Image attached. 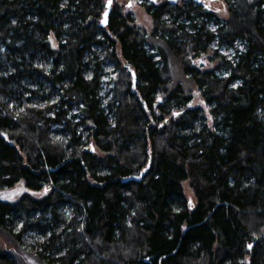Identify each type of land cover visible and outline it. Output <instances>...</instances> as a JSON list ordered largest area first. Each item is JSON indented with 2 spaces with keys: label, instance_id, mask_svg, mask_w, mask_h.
I'll use <instances>...</instances> for the list:
<instances>
[{
  "label": "trees",
  "instance_id": "trees-1",
  "mask_svg": "<svg viewBox=\"0 0 264 264\" xmlns=\"http://www.w3.org/2000/svg\"><path fill=\"white\" fill-rule=\"evenodd\" d=\"M105 1L0 0V264H264V0Z\"/></svg>",
  "mask_w": 264,
  "mask_h": 264
},
{
  "label": "rangeland",
  "instance_id": "rangeland-1",
  "mask_svg": "<svg viewBox=\"0 0 264 264\" xmlns=\"http://www.w3.org/2000/svg\"><path fill=\"white\" fill-rule=\"evenodd\" d=\"M141 1L143 0H112L111 2V7L115 3L119 5L121 13H130L132 16V21L130 22L131 24L135 25L136 27L143 28L147 32H150L152 28V18L151 16L146 12L144 7L141 5ZM156 3H159L164 0H154ZM181 0H174L172 3H181ZM207 8L213 10L215 13L219 14L220 16H226V6L222 0H200ZM131 5V7H129ZM48 40L50 45L53 47L55 45L56 47V41L54 39V36L52 33L48 35ZM225 52V51H224ZM211 54V53H210ZM200 55L198 59H196L197 64L200 67H207V66H212L213 64H210L211 60L209 58V55ZM111 68L109 65H105L104 69L102 70V74L100 76L101 80V90L100 93L105 96V101L108 100L109 98V87L112 86L110 77L113 76V73L111 72ZM168 78H169V83L168 85L171 86L173 84H176L180 82L183 87L186 89L187 92L193 91L192 93H195L196 87L194 84L189 81V78H187L185 75L182 74L180 65L177 63H174L173 61L171 62V65L169 67V72H168ZM132 80V78H131ZM196 95L193 96L192 101L194 103L200 102L197 93ZM55 95H53L50 100H55ZM46 99L37 97L35 99H31V102H36V103H44ZM182 187L184 190L185 196L188 198L189 201L193 200V195L191 192V189L188 185V181H184L182 183ZM28 191L23 182L19 181L17 182L14 186L10 188H3L0 189V198L13 201L16 200L20 195L24 192ZM42 192H35L33 195H41ZM0 243H2L5 247H8L7 243L4 241L2 237H0ZM37 264V263H34Z\"/></svg>",
  "mask_w": 264,
  "mask_h": 264
},
{
  "label": "water",
  "instance_id": "water-1",
  "mask_svg": "<svg viewBox=\"0 0 264 264\" xmlns=\"http://www.w3.org/2000/svg\"><path fill=\"white\" fill-rule=\"evenodd\" d=\"M170 2H173L174 0H168ZM195 2H199L200 0H193ZM112 2V0H111ZM110 7H111V3H109V0H106L105 1V8L103 10V12L101 13V16L99 18V25L101 26H105L108 22V15H109V12H110ZM131 75H132V85L131 87L133 88L134 87V84H135V77H134V73L131 72ZM147 169V165L137 174H130L124 178H122V180H127V179H134V180H140L142 175L144 174V172L146 171ZM249 247V246H248Z\"/></svg>",
  "mask_w": 264,
  "mask_h": 264
},
{
  "label": "snow or ice",
  "instance_id": "snow-or-ice-1",
  "mask_svg": "<svg viewBox=\"0 0 264 264\" xmlns=\"http://www.w3.org/2000/svg\"><path fill=\"white\" fill-rule=\"evenodd\" d=\"M109 3H111V0H109ZM129 7H131V5H129ZM53 47H55V45H53ZM235 87V85H234ZM176 115H179V113H177ZM45 191H47V189H45ZM249 247H251V245H249Z\"/></svg>",
  "mask_w": 264,
  "mask_h": 264
},
{
  "label": "flooded vegetation",
  "instance_id": "flooded-vegetation-1",
  "mask_svg": "<svg viewBox=\"0 0 264 264\" xmlns=\"http://www.w3.org/2000/svg\"><path fill=\"white\" fill-rule=\"evenodd\" d=\"M176 1V0H175Z\"/></svg>",
  "mask_w": 264,
  "mask_h": 264
}]
</instances>
